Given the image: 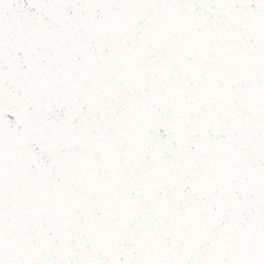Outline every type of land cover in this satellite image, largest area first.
Wrapping results in <instances>:
<instances>
[{
    "label": "snow or ice",
    "instance_id": "6c2138e0",
    "mask_svg": "<svg viewBox=\"0 0 264 264\" xmlns=\"http://www.w3.org/2000/svg\"><path fill=\"white\" fill-rule=\"evenodd\" d=\"M0 264H264V0H0Z\"/></svg>",
    "mask_w": 264,
    "mask_h": 264
}]
</instances>
